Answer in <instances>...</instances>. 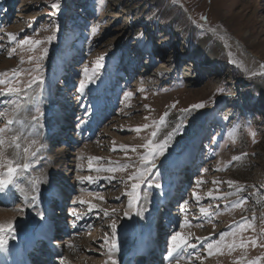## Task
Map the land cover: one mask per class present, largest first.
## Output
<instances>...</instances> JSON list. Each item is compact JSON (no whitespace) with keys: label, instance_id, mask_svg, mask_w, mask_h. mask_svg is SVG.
I'll use <instances>...</instances> for the list:
<instances>
[{"label":"rangeland","instance_id":"1","mask_svg":"<svg viewBox=\"0 0 264 264\" xmlns=\"http://www.w3.org/2000/svg\"><path fill=\"white\" fill-rule=\"evenodd\" d=\"M52 3H58L59 8L52 9ZM56 28V39L42 46L48 54L29 61V56H40V46L29 51L18 41L29 36L47 42ZM215 30L227 32L256 55L247 71L231 60L226 49H221L211 64H199L203 56L194 55L200 41H208L207 49L222 42ZM8 34L16 39L10 42ZM100 57H104V67L96 83L79 99L76 88L83 70H90ZM37 63L43 84L33 85L31 94L40 93L41 100L28 105L27 111L21 108L15 117L17 123L11 125L13 130L2 134L5 143L0 145V164L6 160L22 164L25 148L40 151L31 158L32 166L23 176L27 182L21 177L16 185H10L17 190L11 204L0 203L2 210L18 208L25 194L35 195L44 185L55 180L63 183L61 178L67 177L73 189L67 190L62 210L70 215L73 225L68 238L75 239L80 248L73 250L68 244L63 258L72 252L74 261L82 262V257L89 256L94 257L91 264H111L129 253L128 241L121 237V229L131 223L125 213L131 215L134 210L131 218L137 222L136 233L152 226L163 233L160 226L166 223L161 220L164 200L169 198L166 193L170 189L174 193L182 185L184 189L177 191L175 201L170 202L173 207L166 213L176 222L168 226L163 237L159 234V243L164 238L162 264H264V0H0V79L9 81L0 84V90L26 88L37 75L33 71ZM188 65L196 66L191 77L184 75ZM14 72L19 75L9 80ZM126 92L133 95L125 99ZM9 100L20 102L16 97L0 96V128L8 127L7 120L12 118L14 105L4 103ZM199 103L206 105L202 120L196 115L201 109L181 111ZM56 105L66 116L55 113ZM165 112L168 115L160 125ZM40 113L38 134L22 135L32 116ZM65 117L76 120L70 122V128L63 125L62 131H53ZM154 122L156 128H143ZM177 125L182 130L169 141L165 156L156 161L158 172L150 177L161 187L142 185L137 189L139 201L129 208L127 193L132 181L128 177L140 167L143 144L152 138L153 130L157 131L155 139L162 140ZM233 128L235 136L231 137ZM55 133L63 134L55 137ZM13 135L20 136L19 149L10 145ZM192 150L191 170H183L185 157ZM90 157L101 159L91 161L90 168ZM124 165L127 167L122 171L94 170ZM89 175L98 177V182H79ZM104 177L114 179L109 182ZM198 180L202 182L199 185ZM32 181H39L37 193L31 191ZM229 181L233 182L231 187ZM21 187L24 192L19 191ZM193 192L201 197L199 202ZM209 192L221 198H209ZM53 200L40 196L37 203L46 202L55 213ZM80 200L85 203L81 205ZM89 203L95 205L91 212ZM201 207L208 216L200 212ZM137 208L143 210L141 215L135 214ZM73 211L82 218L76 219ZM21 219L27 222L28 218L24 214ZM113 220L118 225L121 249L116 256L104 257L114 251L110 249ZM241 225L250 227L242 230ZM175 231L195 245L181 251L187 259L179 262L167 257L169 237ZM221 233L227 234L226 244L235 240L236 247L222 246L209 252L207 243L218 240ZM253 238L256 246L251 244ZM241 242L244 247L239 246ZM136 244L132 242L133 247Z\"/></svg>","mask_w":264,"mask_h":264},{"label":"snow or ice","instance_id":"2","mask_svg":"<svg viewBox=\"0 0 264 264\" xmlns=\"http://www.w3.org/2000/svg\"><path fill=\"white\" fill-rule=\"evenodd\" d=\"M51 8L56 10L59 8V4L58 3H52L51 4ZM202 19H204L202 17ZM59 29L56 28L53 31V34L51 36H49L47 38V42L45 41H41V40H35L30 38L29 36H24L23 39L18 41V45L21 48H24L25 46L27 47V49L29 51L32 50H37L38 46L39 50H40V56L39 57H33V56H29V61H32L34 59L39 60V59H43L47 54H48V49L47 47H42L45 43L47 44H51L53 40L56 39V32ZM93 32L96 31L95 28L92 29ZM142 35V34H141ZM9 36V41H13L16 39V36L13 34H8ZM103 60L104 57H100L97 59V61L93 64L92 68L89 70L87 67L83 70L82 73V78L79 81L78 87L76 88V91L78 93V98L82 99L85 95H86V90L89 88V85L96 83L97 78L100 75V70L104 67L103 64ZM264 67V66H262ZM34 72L37 73L36 76H33L32 79L30 80V82L28 83L26 88H19V87H12V86H8L6 87V89L4 90H0V96H8V97H16L19 98V103H17L16 101H5L4 103H12L14 105V110L12 112V118H9L7 120V125L8 127L6 128H0V145H3L5 143V140L2 136V134L5 131H12L13 129L11 128V125L17 123V120L15 119L16 115H18L19 111L21 108H24L25 111H27L28 109V105H35L38 104L41 100V96L40 93H36V94H31L32 93V89H33V85L39 86L41 84H43V78L39 75L40 72V65L37 63L36 67L33 69ZM19 75V73L14 72L12 77L9 78V80H14L17 76ZM9 81L8 80H2L0 79V84H7ZM222 91V90H221ZM42 92V89H41ZM133 95L132 92H126L125 93V99L130 98ZM175 105H173L174 107ZM145 107H148L147 105H145ZM206 105L204 103H199V104H193L191 105L188 109H182V112H190V111H194L197 109H203L205 108ZM36 112H39V108H36ZM7 115V113H6ZM42 113H40L39 115H33L31 118V121L29 122V126L26 130V132H22V135H36L38 134V130L42 127V124L40 123V121L42 120ZM168 115L167 112H165L159 120V124L162 125L165 117ZM149 127H153L156 128L157 124L156 122L153 123V125H148L145 124L143 125L144 129H148ZM182 128L180 125H177L176 128L173 129V131L169 132L167 134V136L162 139V140H156L155 138L157 137V131L153 130L151 132V137L150 139H148V141L143 144V149L144 152L140 155V167L137 168V170L128 177L129 180L132 181V185H131V191L127 193L128 196V200H129V208L133 207L134 202H138L140 197L137 195V189H140L142 185H147L148 187H161V185L159 183H155L154 181H152L150 179V177L155 173L158 172V166H157V159L159 157H163L166 154V151L169 147V141L172 139V137L175 135V133L181 131ZM135 131L140 132L141 128H136ZM235 128H233L231 130V132L229 133V136L234 137L235 136ZM253 136L255 135V133H251ZM19 139L20 136L18 135H13L10 138V145L14 146L15 148L19 149L20 148V144H19ZM32 144L36 143V140H32L31 141ZM40 149L38 148L36 151L34 152H30L28 148L24 149L25 152V156H24V162L22 164H13L12 161L10 160H6L4 161L2 164H0V168L6 169L3 171H0V194H7L10 191V185H16L17 184V180L18 178L23 177L31 168L32 166V159L37 155V152H39ZM132 151H136V149H132ZM240 157H233V160L239 159ZM100 157H90L89 158V167L91 168V161L93 160H100ZM127 165H124L121 168H96L94 169L97 172H101V171H109V172H115V171H122L123 168H126ZM104 179L108 180L109 182H111L112 179H114V177H104ZM87 181L89 184L92 183H97L99 178L98 177H93L91 175L87 176V177H81L80 178V183H84V181ZM39 183V181H32V188L31 191L33 193H36L37 191V184ZM200 183H202L201 181H196V184L199 185ZM229 186L231 187L233 182L229 181L228 182ZM19 191L24 192V188H19ZM237 192L241 191L240 188L236 189ZM229 195H231V193H229ZM193 198L196 199L197 202H199V200L201 199V197L198 196V194L196 192L192 193ZM208 197L212 198V199H220L221 197L219 196H213L212 192L208 193ZM25 199L26 200H30L31 203L33 205H35V202L38 199V194L35 195H31L30 197L28 196V194H25ZM119 199V198H117ZM246 199V198H245ZM243 201H237L236 203H242ZM73 203H76V201H74ZM79 203L81 205H83L85 203V201L80 200ZM185 204L188 203L187 200L184 201ZM227 207V206H226ZM95 208V205L89 203L88 204V209L91 212L93 209ZM142 209L137 208L136 211V215H141L142 214ZM182 211H184V209H182ZM200 212L205 215L208 216L209 213L206 209H204L203 207L200 208ZM37 215L40 217L41 220L44 219V214L42 212H38ZM73 216L76 217V219H81L82 217L77 215V213L75 211H73L72 213ZM105 215H107V213H105ZM125 216H128V213H125ZM186 224H181V227H185ZM91 227V226H90ZM111 227V243H110V249L113 250H118V244H117V235H118V225L117 222L115 220H113V222L110 225ZM247 227H250V225H241L242 230L246 229ZM227 234L226 233H221L220 238L218 240H215L213 242L207 243L206 248L209 252H212L213 249L219 251L221 249L222 246H226L229 249H233L234 247H236V243L235 240H233L232 243H227L225 242V236ZM235 235V234H233ZM8 239H16V232L15 229L13 227L12 223H8L6 225L0 224V251H8ZM251 244L253 246H256L257 244V240L255 238H253L251 240ZM195 245L191 244L189 242V239L186 238L180 231H175L170 237H169V242H168V248H167V257L172 260L175 259L177 260V262H179L180 260H184L187 259V257H184L181 255V251L184 250L185 248H190V247H194ZM240 247H244L245 244L244 242H241V244L239 245ZM111 264H117L116 260H112ZM252 264H256L255 261L252 262Z\"/></svg>","mask_w":264,"mask_h":264},{"label":"bare ground","instance_id":"3","mask_svg":"<svg viewBox=\"0 0 264 264\" xmlns=\"http://www.w3.org/2000/svg\"><path fill=\"white\" fill-rule=\"evenodd\" d=\"M215 33L219 35V37L222 39V42H220L219 44L213 45L209 49H207L206 47H207L208 41H206V40L200 41L199 47L197 48V51L194 55L195 58H200L203 56V60H200L199 64L200 65L211 64L213 61L217 60L218 56L220 55L221 49H226L228 51V53L230 54L231 60L236 62L237 64H239L245 71H247L251 66V61H253V59L256 58V55H254L249 50L245 49L243 47V45L235 37L230 36L227 32L215 30ZM153 59H155V58L153 57ZM195 68H196V66H193V67H190V66L187 67L186 66L185 67L186 72H184V75L189 76V77L193 76V71ZM54 108L56 110L55 113L60 112V114H61L62 111H61L60 107H58L56 105ZM205 110L206 109L204 108V109H201L197 112L196 115H198L199 119L202 120L204 118ZM66 114H67V116L70 115L69 113H66ZM63 115L66 116L64 113H63ZM59 117L60 116H57V120ZM67 118L68 117H65L63 119V122L56 124V126H55L56 129H54L53 131H55V130L56 131H62L63 128H60V126H63V125H64V128H70L71 127L70 122L75 121L76 119L74 117H70L69 119H67ZM62 134L63 133H60V134L55 133L54 136L59 137ZM186 156H188V154ZM22 181H23V183H26L27 178L22 177ZM61 181H63V183H59L58 180H55L54 184L44 185L43 190L41 192L37 193V191H36V193L39 195L38 197L40 198V196H42L45 201H50V200L54 201L53 199L55 198V200H56L55 206H57V208L54 209L55 213L50 211V208L47 207L46 202L37 203L39 201L38 200L35 202V205H33L31 203V201L27 202L24 198H22L23 196H21V198L23 199L22 200L23 203H21L18 208L13 209V210H2L0 208V224L6 225L8 223H12L13 227L15 229V232H16V239H8V250L11 254H12V251H13V248L15 247V245H17L19 248V253L22 257H23V253H26V256L28 258H32V257L34 258V254L31 252L29 253L28 250L31 248L32 243H34V244L38 243V241L42 235H44V236L47 235L50 237L51 236L57 237L55 244L59 245L58 250H60L61 252L64 251V249L67 247L68 244H71L73 246L72 247L73 250H77L80 248L79 246H78L79 248H77L75 239H70V238H68V235H64V227L62 224H64V222H65L69 226V224H70L69 223V221H70L69 216L70 215L68 213L65 214L66 212L61 213L58 206L64 202L65 197H67L66 195L68 194L67 190L73 189V186H72V182H69L67 177L61 178ZM9 187H10V191L7 194H0V196H2L4 198V200L11 197L12 193L17 190V189L11 188V186H9ZM164 197L166 198V194L163 196V198ZM167 197H168V194H167ZM19 198H20V195H18L17 200H19ZM169 199H171V197L168 199L166 198V200H164V202H165L164 208H167L169 206L170 202L172 201ZM1 201L2 200L0 199V203H1ZM7 205H9V204H7ZM36 208L39 209V212H42L44 214L43 220H41L40 217L37 215L38 212H35ZM38 209H37V211H38ZM24 214H25V217L28 218L26 220L27 222H24V219H21L24 216ZM130 214L131 215H128V217H129L128 219L130 220L129 222H131L130 226L126 229H123V228L121 229V232H122L121 237L125 238L124 241L129 242V243L127 242V244L129 245L128 250L133 247L132 242H135V244H136L137 242L139 243V241H140L138 239V235L136 234L137 222L132 221V218H131V216L132 217L134 216V210L130 211ZM133 219H134V217H133ZM164 223H163V225H164ZM163 225L161 226L162 229H164ZM49 226H51L50 229H49ZM145 234L146 235L144 236V239L149 238L148 233L145 232ZM160 235H163V233ZM158 240H159V237L156 238V240H155V242L157 243L156 244L157 247H159V245H160ZM143 243H146V242H143ZM38 245L40 248H45L44 243L38 244ZM147 245H149V244L147 243ZM85 246H87V245H84V247ZM159 248L158 249L160 251L161 246ZM120 249L121 248H118V250H114L113 252H106L105 254H103V256L104 257L116 256L117 254L120 253ZM80 250H82V249H80ZM5 252L7 253V251H5ZM31 254H33V255H31ZM67 256H69V258L66 257L63 259H58L57 258L58 255H56L53 260L57 264H91L94 260V257L85 256L84 258L82 257V262L74 261L75 258H72L73 257L72 252L69 253ZM124 256L125 255H123L119 259L117 264H126L125 261H127V259H128V261L130 260V254L129 253L127 256H125V257ZM70 258H72V259H70ZM145 261H150V258L146 259ZM155 262L156 261H153V263H155ZM151 263H152V261H151Z\"/></svg>","mask_w":264,"mask_h":264}]
</instances>
